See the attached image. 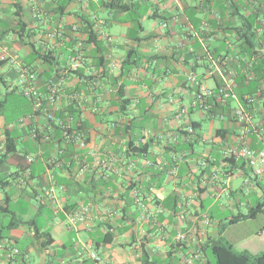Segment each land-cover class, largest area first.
Segmentation results:
<instances>
[{"label":"crops","instance_id":"0c3cea01","mask_svg":"<svg viewBox=\"0 0 264 264\" xmlns=\"http://www.w3.org/2000/svg\"><path fill=\"white\" fill-rule=\"evenodd\" d=\"M111 2L127 10H110L107 3ZM16 8L30 33L19 39L18 48L4 42L11 32L16 34ZM206 8H215L217 15ZM175 15L181 16V24L172 21ZM204 20L214 30L207 50L184 31L185 23L199 29ZM163 21L169 23L167 30L161 26ZM88 22L98 33L95 43L87 42ZM249 25L251 43H246L237 30ZM258 29H264V0H20L18 7L13 0H0V145L5 147L6 140L12 139L16 146L13 153L0 151V238L12 239L22 252L16 264H29L31 252L38 254L40 264H78L80 258L84 264H207L204 245L222 236L227 221L205 213V202L223 195L235 201L244 189L258 195L264 180L246 183L247 168H241V162H223L224 149L243 126L233 117L232 103L224 118L199 111L201 119H195L192 114L198 109L190 104L196 88L188 83V76L212 79L216 86L221 78L212 76L211 58L219 62L225 57L238 78L253 77L259 63L264 74V39ZM180 38L184 47L178 49ZM13 40L18 42L16 37ZM5 47L8 58L2 61ZM48 50L53 52L49 63L35 60L40 56L36 51ZM78 54L82 59L75 68ZM15 56L24 65L33 61L28 66L37 75L45 105L58 109V114L66 108L80 112L85 146L63 140L61 130L51 128L21 94ZM128 60L130 71L123 67ZM51 86L58 90L52 103ZM123 104H128L124 113ZM181 111L184 115L176 119ZM255 119L264 123L260 104ZM207 120L210 128L204 130ZM216 120L221 125L214 129ZM188 127L196 135L187 138L193 147L186 151L182 130ZM58 139L63 154L57 150ZM250 142L259 150L264 139L254 135ZM145 146L146 151H140ZM181 152H187L188 158L176 167ZM28 156H34L32 164ZM53 157L57 159L50 165L54 180L47 172V161ZM204 157L210 163L201 170L196 161ZM241 178L242 184L236 183ZM51 190L59 213L48 200H38ZM16 198L26 203L34 200L33 213L17 219L10 210ZM82 204L92 207L89 217L71 226L66 214ZM7 215L11 219L5 223ZM42 215L47 225L39 221ZM13 220L36 222L49 232L51 241L43 247L45 238L32 235L34 225H17ZM24 226L28 234L23 233ZM108 235L111 241L105 242ZM259 237L264 244V227ZM82 246L100 261L80 255Z\"/></svg>","mask_w":264,"mask_h":264},{"label":"built area","instance_id":"2783aa9c","mask_svg":"<svg viewBox=\"0 0 264 264\" xmlns=\"http://www.w3.org/2000/svg\"><path fill=\"white\" fill-rule=\"evenodd\" d=\"M206 11L211 12L212 14H216L215 8H206ZM172 21L175 24H181V16L175 15L172 18ZM222 23V22H221ZM184 24V23H183ZM161 26L164 30L169 28V23L167 21H163ZM185 34L189 40H198L204 48L207 50V42H210L214 38V30L211 24L204 20L202 21L199 29H194L189 22L184 24ZM76 30V29H75ZM258 34L264 39V29H258ZM228 43H231L230 39L226 40ZM264 45V44H263ZM184 42L183 39H179L177 43V48H183ZM191 53H194V49L188 48ZM9 48L5 47L3 49V53L5 56L1 57V60H7ZM18 57L15 56L13 61L17 65L18 72V87L20 89L21 94L32 102L33 108L36 112L42 113L46 120L51 124V128L59 127L62 132V138L67 143H75L79 146L86 145V133L81 128L80 124H75L72 116H68L67 120H64L57 116L58 109H51L49 105H45L44 98L42 93L39 91V87L37 85V75L33 71L32 68L24 65L23 63H19L17 61ZM82 59V55L78 54V60H75L74 67L80 64ZM212 66L215 68V71L212 73L213 75H219L221 81L214 87H209L206 85V79H199V77L193 73L188 76V83H190L193 87L197 89L196 96L192 100L190 104V108H199L200 111L204 113H208L212 108L211 102L219 104L224 108H228L231 103L235 102L237 107L233 109V117L236 122L243 126V130L237 136H235L234 141L227 145V147L223 151V159L227 160L223 162L228 165V161L234 162H246L247 166L251 169L253 175L258 178V180H264V144L263 147L259 150L253 148L251 146L250 138L256 135L260 140L264 139V123H257L255 119V107L258 104V99L254 95L246 94L243 97V100L240 99L236 92L237 88V71L231 69L230 66V58L225 57L222 61H216L213 58ZM156 63V62H155ZM248 75L250 73L248 72ZM250 78L252 76H249ZM51 91V100L52 103L56 100V93L58 90L55 89L54 86L50 87ZM185 112H180L176 115V119H180ZM226 114L222 116L224 118ZM34 137H39L38 134H34ZM60 139L57 141V150L61 154L64 153L60 146ZM4 145H0V151L4 152ZM187 152H181L176 156V167L179 164L184 163L187 160ZM73 160L76 162L80 161L78 155H74ZM27 162L32 164L34 162V156H28ZM57 162L56 158H51L47 161V172L50 175L51 179L54 180V174L51 171L50 165ZM208 163L205 159H198L196 164L198 168L205 169L208 166ZM30 174L27 171L26 176ZM21 183H25V178H21ZM246 183H249L250 180L247 178L245 180ZM38 200L42 203L45 200L51 202V204L56 208L55 212L59 213L60 208H58V199L54 193V191H48L45 194L39 195ZM92 210L90 205L82 204L75 210L71 212H67V220L71 226H77L78 224L84 223L87 221L89 214ZM32 235H35V232H32ZM80 255L87 254L90 258L96 261H100L99 256L93 251L85 250V247H81ZM22 256V252L18 247L14 245V242L10 238H0V264L6 263H15L16 260ZM199 256L196 255L195 258ZM77 262L78 264H84L82 258H80ZM18 264V263H17Z\"/></svg>","mask_w":264,"mask_h":264},{"label":"trees","instance_id":"16d2710c","mask_svg":"<svg viewBox=\"0 0 264 264\" xmlns=\"http://www.w3.org/2000/svg\"><path fill=\"white\" fill-rule=\"evenodd\" d=\"M14 4L18 7L20 0H13ZM108 8H110V10L113 9H119L122 11H126L127 10V6L125 5H120V4H115L114 2L111 3H107ZM17 10L15 11V16H16V25L18 27H16V29H14L15 33L17 35H19V38H24L26 35L29 36L30 33L28 32V30L26 29L27 26L25 24V22L23 21V16L20 14V8H16ZM18 29V30H17ZM251 25H249L248 29L246 30H240L238 29V32L243 33L242 35L244 36V38H246V43H251V39L250 37H248L247 34L251 33ZM86 31L88 32V38H87V42H96V39L98 37V33L96 31V29H94V23H89L88 22V26ZM237 32V33H238ZM252 34V33H251ZM30 46L34 49V45L30 44ZM246 47L247 44H245V51H246ZM39 57H35L36 59H43L44 62L49 63L50 59L52 58V54L53 52L51 51H46V52H39L36 51L35 54H39ZM3 63V62H2ZM33 61L31 60V62H29L26 66H32ZM134 63V62H133ZM125 66L123 65V67H126L128 69V71H130L132 67V63L129 62V60L127 62L124 63ZM135 64V63H134ZM258 65H261L260 63ZM256 66L253 68L252 73H253V77H248L246 75L240 76L239 78H237V88H236V92L238 94V96L240 97L241 100H243L244 95L249 94V95H254L256 96V98L258 99V104L261 105L263 111H264V87L262 85V82L264 81V74H263V69L260 66ZM28 66V67H29ZM125 85H123V89H124ZM195 92H197V89H195ZM212 108L209 110L208 113H206L207 115H209L211 118H215V117H222V115L226 112V108L220 106L219 104L213 103L211 102ZM128 104H123L122 105V112H127V108ZM199 111L200 109L197 108ZM57 116L63 119H68V116H72L74 119L75 124H79L80 120V112H78L77 109L74 108H66L65 110L59 112V114L57 113ZM57 128V130H59V127H55ZM182 132L184 134H186V138H185V142L187 143L186 145V151L191 149V147H193V143L188 140L187 138L189 137H195L194 135H196V131L194 128H187L186 130H182ZM171 148L175 151H177L175 149V147L171 146ZM147 147L145 146L144 148H142L140 151H146ZM5 150L6 153H13L16 151V146L13 142L12 139H7L6 143H5ZM67 157V156H66ZM188 158V155H187ZM205 159L207 162L210 163V159L209 158H203ZM227 161V160H224ZM231 163L234 165L235 162L231 161ZM241 166V168H247L244 171V180H246L247 178L251 181H258V178H256L251 169L247 166L246 162H241L239 164ZM264 209V203H260L258 204L255 208H252V212L248 213V214H244L243 216H234L231 219L226 220L227 222H224V224L222 225V229L225 228V226L227 224H235L237 222H239L242 218L247 219V218H253L256 217L259 213L263 212ZM16 221L13 220V223H15ZM17 225L24 223L26 224L28 227H30L31 225H34L35 227V237L36 238H45V241L42 243L43 247H45L50 241H51V236L49 235L48 231H44L43 228H41L40 226H38L36 224V222H23L18 221L16 222ZM105 242L111 241L110 236L108 235L105 240ZM205 248L209 247L211 250V255L214 259V264H264V251L258 254H252L249 251H238L236 250L232 245L225 243L222 240V237H219L218 239H213L211 241L206 242V244L204 245ZM207 264H213V262H211V260L208 259Z\"/></svg>","mask_w":264,"mask_h":264},{"label":"rangeland","instance_id":"374dc122","mask_svg":"<svg viewBox=\"0 0 264 264\" xmlns=\"http://www.w3.org/2000/svg\"><path fill=\"white\" fill-rule=\"evenodd\" d=\"M18 30V29H17ZM16 37L18 42L14 43L13 38ZM19 35L14 34L13 32L10 33L9 36H7L4 40L5 43L11 45L12 47H17L19 44ZM6 70V69H4ZM206 85L209 87H214V81L206 80ZM232 107H236V103H232ZM206 114V113H205ZM193 117L195 119H201L199 110H196L193 112ZM209 120L205 121L203 123L204 130L210 128ZM214 126V129L219 127L221 124L218 120L214 121L212 124ZM237 181V179L235 180ZM243 179H238L236 183L242 184ZM0 193L3 194L2 189L0 188ZM258 195H255L253 193H240L239 196H237L235 201L232 199L230 200L225 195L221 196V198L215 200L214 198L209 199L205 202V213H211L213 215V218L218 220H228L233 218L234 216H238L239 214H248L251 208H255L258 204L264 203V189L258 191ZM236 202V203H234ZM30 205H32L30 207ZM34 200H30L29 203H26V200L24 198L21 199H14V202L10 206V210L13 211L16 215L17 219L23 218L25 216H28L29 214L33 213L32 207L34 206ZM210 215V214H209ZM4 218V222L8 223L11 219V215H7ZM39 221L42 223V225H47L48 221L46 218V215H42L39 218ZM264 227V214H259L257 219L245 221V219L240 220L239 222L235 224H227L224 229H222V240L225 243H228L232 245L236 250L238 251H245L250 250L252 253H259V251L264 250V244L261 243L259 233L263 230ZM23 233L28 234L29 228L27 226H24L21 228ZM25 234V237H26ZM83 237L85 235H82ZM258 251V252H257ZM207 256L211 262L214 264V259L211 255V250L209 247L205 248V250L202 252ZM29 264H40L39 256L36 252L30 253V260ZM176 261V260H175ZM177 263V261H176Z\"/></svg>","mask_w":264,"mask_h":264}]
</instances>
